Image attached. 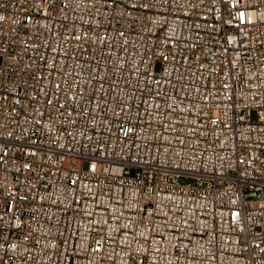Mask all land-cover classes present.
<instances>
[{
    "label": "built area",
    "instance_id": "obj_1",
    "mask_svg": "<svg viewBox=\"0 0 264 264\" xmlns=\"http://www.w3.org/2000/svg\"><path fill=\"white\" fill-rule=\"evenodd\" d=\"M0 264H264V0H0Z\"/></svg>",
    "mask_w": 264,
    "mask_h": 264
}]
</instances>
